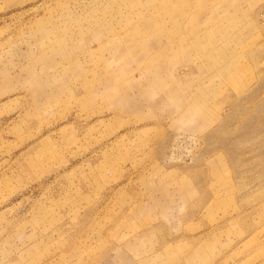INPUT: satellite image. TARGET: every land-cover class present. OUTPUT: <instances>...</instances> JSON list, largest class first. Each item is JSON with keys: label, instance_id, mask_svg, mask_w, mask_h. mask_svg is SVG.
Masks as SVG:
<instances>
[{"label": "rangeland", "instance_id": "rangeland-1", "mask_svg": "<svg viewBox=\"0 0 264 264\" xmlns=\"http://www.w3.org/2000/svg\"><path fill=\"white\" fill-rule=\"evenodd\" d=\"M0 264H264V0H0Z\"/></svg>", "mask_w": 264, "mask_h": 264}]
</instances>
